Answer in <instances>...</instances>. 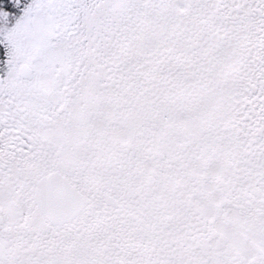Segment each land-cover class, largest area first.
<instances>
[{
	"label": "snow or ice",
	"instance_id": "6c2138e0",
	"mask_svg": "<svg viewBox=\"0 0 264 264\" xmlns=\"http://www.w3.org/2000/svg\"><path fill=\"white\" fill-rule=\"evenodd\" d=\"M0 264H264V0H0Z\"/></svg>",
	"mask_w": 264,
	"mask_h": 264
}]
</instances>
